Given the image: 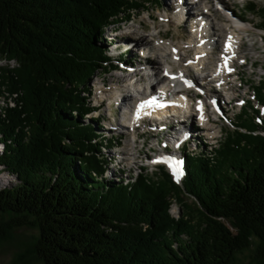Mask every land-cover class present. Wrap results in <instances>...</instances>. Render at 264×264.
<instances>
[{"label":"trees","instance_id":"16d2710c","mask_svg":"<svg viewBox=\"0 0 264 264\" xmlns=\"http://www.w3.org/2000/svg\"><path fill=\"white\" fill-rule=\"evenodd\" d=\"M140 1L0 0V60L17 66L0 69L1 83L21 92L0 115V170L15 178L0 188V238L36 227L42 264H232L250 249L264 264V123L246 109L220 149L180 147V181L161 167L155 183L106 172L108 141L95 116L83 121L94 111L84 93L111 65L105 29ZM248 8L264 29V6ZM256 90L264 104L263 81Z\"/></svg>","mask_w":264,"mask_h":264},{"label":"rangeland","instance_id":"374dc122","mask_svg":"<svg viewBox=\"0 0 264 264\" xmlns=\"http://www.w3.org/2000/svg\"><path fill=\"white\" fill-rule=\"evenodd\" d=\"M185 1L190 3V1L192 0ZM211 2L215 8L213 10L217 13L215 17H217L219 21L227 19V16L228 18H230V20H232L233 24L238 29V32L240 33L244 41V46H242L244 55L248 57L246 60V65L244 67H236V72L239 73L242 84L240 89L238 88L237 93L239 95L237 97L232 96L230 98V102H226L227 104H225L223 103V98L226 99L228 95L226 93H223V95H219V93L216 92L218 94V97L220 98V109H222V112L213 115V118L216 120L214 125L217 130L215 134L216 139L214 140H211L210 136L206 134V131H204V129L201 130V125H199L198 118H196L195 116H193V118L191 119H187V121L185 122L186 126L179 125L177 130L173 133V130H171V125L175 124L176 121H173V123L169 120L167 121V124H165L166 126L159 127V125H156L151 121H149L148 123V120H146L139 124V129H137L135 133L133 132L134 135L133 133L127 135L126 133L129 132L124 133V135H119L112 129L116 128L117 123L122 122L119 115L120 110L117 108V105L113 103V100L111 102L110 99L107 98V100L106 98H104V102H102L98 99L99 93L97 87L101 83H104L106 85L112 83L111 81H114V83H126L127 81L129 83L128 75H131V73L133 74L134 71L130 74H126L120 72L117 69H136V73H138L139 76H143L144 74V80L142 81L143 83L157 82L150 75L145 74L142 69H140L141 67H144L141 66L140 62H145L147 65H152L153 67H156L161 71V68H163L164 64L163 60L161 61V57L159 58V52L156 51L155 54H158V57L156 56L154 58L153 56L150 59H141L138 54L137 47L132 50V45L130 44H128V46H123L124 42L126 43L128 36H119L125 35L124 33L127 30L130 31V29H138L144 34L152 32L155 33L159 31L161 32V36L164 37V39L169 41L172 40L175 44L180 41H187L188 37H190V35L192 34V32H190L191 27H189V23L182 24L181 26L180 24H175L172 21L164 19L161 16L173 15L172 13L175 12L177 3L179 4V1L141 0L137 3V5L139 4L140 9L132 11L130 13V20H128L127 23H124L122 27H109L105 29V40L102 41V43L105 49H107V55H109L111 59L110 63L112 66L108 65L106 69L94 75L90 84V88H88V92L84 93V96L86 97L88 102H91L90 106L95 107V110L92 112L94 115L92 116H95L99 120V123L96 126H103V134H105L107 137L103 138L105 140L107 139L109 148L104 149L100 147L101 151L103 153L111 152L115 154L114 157H111L112 164L107 165V171L110 170L108 174H111L113 171L112 169L116 167L122 169L127 173L123 175L120 174V176H126V178H129V176H135L136 178V176L139 177L142 175L148 180L149 183H155L158 180L157 173L159 172V167H161L166 172L170 173L175 181H179L180 176H177L176 173L172 172L170 167L155 164V159L159 152L160 155L161 153H168L165 150L166 148H164V144L161 142H165L166 137V140L169 142L168 149H175V141L180 140V137L183 139L188 138L190 140L189 143V140L187 139V142L190 144L187 148L189 152H198L199 150H205L207 145H212L211 147L208 146V149H220L221 144L225 139L226 133L234 131L235 125L240 122V120L238 119V114L242 112V109H246L248 115H250L257 124L263 125L264 104L259 103L256 98V87L258 86L260 81H263L264 86V29H262L261 27L262 18L259 9H257L256 12H253L248 7H250V3H253L257 7L261 8L262 6H264V0H211ZM191 11H194L195 13L198 12L195 6H192ZM117 29L120 30L115 31ZM134 34H131V36L135 37L136 34ZM147 39L148 38H146V40ZM109 44L113 47L119 45L125 50L127 54H125L124 52L125 55L123 56L125 57V59H123V61L122 59H120L122 58V55H120L119 51L112 52L109 50ZM126 47H128V49ZM188 52V54L192 56L193 53L191 51ZM240 61L241 60H239V62ZM135 62H137V65H134ZM5 65H8V67H4ZM13 67H17L13 61L6 63L5 61L0 60V69L6 68L9 70ZM189 71L191 74H193L192 68L189 67ZM139 76L133 77V80L135 81L136 78V80L138 81ZM199 82L200 80L198 78L196 79L195 77V84L198 85ZM133 84L134 83L132 82V84L129 85L133 86ZM235 85H237L238 87L239 81L236 80ZM108 88H110V85L108 86ZM189 88L192 91L191 95H195V101L197 96H199L198 94H200L199 97H201V99L206 100L207 103L209 102L208 96L206 99L203 94V88L200 87V85H198L197 87ZM200 88L202 91L199 90ZM124 94L128 95V97L132 96L130 92H124ZM20 96L21 92L8 91L4 84L1 83L0 78V115L4 116L7 109H19L21 102H18L16 99ZM109 102L112 104V112L111 110H109L110 107L107 106ZM102 104H105L106 107L102 106ZM254 108L258 109V114L254 113ZM210 111L214 110L211 109ZM111 113L112 116L109 115ZM23 115L24 113L22 114V116ZM90 116L91 115H87L86 117L88 119H84L83 121L89 123V119H91ZM192 122L196 127L188 128L192 124ZM159 128L161 130H164V132H161ZM99 131L103 132V130L101 129ZM182 132H186V134H181ZM103 145H105L104 142ZM172 150H169L168 154L171 155ZM128 152L130 153L127 154ZM174 152L179 160H181L182 154L179 152V150H174ZM135 178L130 177V179L132 180H134ZM14 180L15 178L12 175L4 172L3 170H0V188L11 184ZM168 213L173 219H178L180 216L179 203L175 200H171ZM4 218L6 219V217ZM37 235V228L32 226H21L10 229L7 235L0 238V264H42L40 261L34 259L33 253L31 252V245L35 241ZM232 264H255L252 260V249L245 250L242 253L238 254Z\"/></svg>","mask_w":264,"mask_h":264},{"label":"bare ground","instance_id":"6f19581e","mask_svg":"<svg viewBox=\"0 0 264 264\" xmlns=\"http://www.w3.org/2000/svg\"><path fill=\"white\" fill-rule=\"evenodd\" d=\"M175 1H179V4L177 3L175 12L172 13L173 15L161 16L175 24H180L181 26L182 24L189 23V27H191L190 32H192V34L188 37L187 41H180L175 44L172 40L169 41L164 39L159 31L144 34L138 29H130L128 34L119 36H128V39L126 40V43L124 42L123 46H128V44H130L132 45V50H134L135 47L144 48L147 52L148 50H151L155 57L158 55H155L156 51L159 52V58L161 57V61L163 60L164 64L161 71L152 65L149 66L145 62H140L141 66H144H140L141 68H144L142 71L145 74L150 75L157 82L143 83L144 74L143 76H139V74L136 73V69L124 68L128 73L134 71L133 74L131 73V75H128L129 83L127 81L126 83H114V81H111L112 83L109 84L110 88H108L109 85L104 83H101L97 87L99 101H102L103 98H108L111 102L113 100L114 103L120 101L119 108L123 109L124 115H126L125 120H122L121 123H117L116 128L112 129L119 135H124V133L128 132L129 130L127 127H131L132 125L138 126L144 122L142 121L144 117H150L153 119L165 118L164 122L167 120H170L171 122L176 121L175 124L171 125L173 133L177 130L179 125L186 126L185 122L187 119H191L195 116L198 118V123L202 125V127H205L204 131H206V134L210 136V138H215L214 136L217 130L214 125L216 120L213 118V115L222 112V109H220V98L217 93H219V95H223V93L228 95L226 99L223 98V103L225 104H227L226 101L230 102L232 96L237 97L239 95L237 92L240 87L235 85V81H241V78L239 73L236 72V67H244L248 57L244 55V51L242 50L244 41L232 20L227 16V19L219 21V19L215 17L217 13L213 10L215 8L211 0H192L190 3L185 0ZM192 6L197 8V13L191 11ZM134 33L136 36L132 37L131 34ZM229 36L232 37L231 47L226 51L229 44ZM146 38L149 40H146ZM108 47L112 52L119 51L122 57L127 54L119 45L114 47L110 45ZM126 48L128 49V47ZM188 51L193 53L192 56L188 54ZM165 57L168 58L169 61H164ZM239 60L241 61L239 62ZM225 61H227L226 66L224 63ZM137 62H135L134 65H137ZM200 65H207L210 70V73L202 79L203 82L204 80H207V86L206 88H203V94L206 99L208 96V103L210 104L199 96H197L195 101V95H191L192 91L186 89L187 86L197 87L199 85V83L198 85L195 84V75L190 73L189 67L192 66L199 69ZM144 70H150L152 73L149 74ZM137 76H139V80L137 81L135 78L133 86H130L129 84H132L133 77ZM211 81L222 82V86L218 89L219 92L210 88L209 83ZM124 92H130L132 96L128 97ZM153 98H155L157 105L163 104L164 106L158 107L146 105L143 109L139 108L140 104L152 100ZM102 106H105V104H102ZM107 106L110 107L109 110L112 112V104L109 102ZM211 109L214 111H210ZM109 115L112 116V113ZM149 121L150 120H148V123ZM163 126H166L165 123L160 124V127ZM192 127H196L193 122L188 128ZM136 130L137 129H134V133ZM184 133L186 134V132H182L181 134ZM179 139L183 138L179 137ZM105 148L107 149V147H104V149ZM129 153L130 152L127 154ZM124 173H122V175ZM129 177L135 178V176Z\"/></svg>","mask_w":264,"mask_h":264},{"label":"snow or ice","instance_id":"6c2138e0","mask_svg":"<svg viewBox=\"0 0 264 264\" xmlns=\"http://www.w3.org/2000/svg\"><path fill=\"white\" fill-rule=\"evenodd\" d=\"M228 40H229V44H228V46H227V48H226V51H227L228 49H230V47H231L232 37L229 36V37H228ZM226 64H227V61H225V66H226ZM146 105H147V106H158V107H163V106H164L163 104H159V105H157V104H156V100H155V98H153L152 100L145 101L144 103L140 104V105H139V108H140V109H143ZM174 163H175V167L173 168V171L177 174V176H179L180 174H182V173H181L182 161H176V162H174Z\"/></svg>","mask_w":264,"mask_h":264}]
</instances>
